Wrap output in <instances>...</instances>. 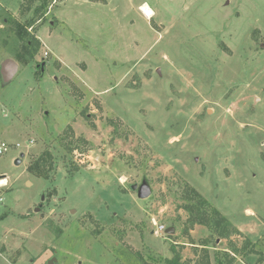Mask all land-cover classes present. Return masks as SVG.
Segmentation results:
<instances>
[{"label":"rangeland","instance_id":"obj_1","mask_svg":"<svg viewBox=\"0 0 264 264\" xmlns=\"http://www.w3.org/2000/svg\"><path fill=\"white\" fill-rule=\"evenodd\" d=\"M28 2L0 0V264H264V0Z\"/></svg>","mask_w":264,"mask_h":264},{"label":"trees","instance_id":"obj_2","mask_svg":"<svg viewBox=\"0 0 264 264\" xmlns=\"http://www.w3.org/2000/svg\"><path fill=\"white\" fill-rule=\"evenodd\" d=\"M28 1H29L28 7H27L26 11L25 10L23 11L22 14H27L30 11V9L32 8L33 4L35 3L34 2L35 0H28ZM46 5H47V3L43 2V4L39 7H37L35 10V14L41 15L40 18H42V15L43 16L46 15V13L42 14L43 10L46 8ZM17 34L21 38H23V34L20 30L17 31ZM24 34L30 38V34H28V33H24ZM34 45L40 46L41 42L38 39L31 37V39H29L27 41V45L24 46L25 53L29 57L30 60H33L35 55H36L37 50L31 49V47H34ZM48 165H50V164H48ZM46 168H47V164L44 163V159L43 160L40 159L36 162L35 165H33V167H30L29 170L32 174L37 173L39 176L40 175L43 176L46 173V171H45ZM192 193H194V191H192ZM196 195H197V193H196ZM200 202H201L200 206L193 205L192 207H187L188 212H190V214H191V225H194V224H201L202 225V224H204L207 226H211V222L214 221V224H213L214 228L216 230H219L223 236H228L231 233V231L232 232L235 231V230L233 231V230H231V228H229V225L227 223V219L225 217H223L215 209H213V211L211 213H209V218H208V213L206 210H204V205L206 206L207 203L205 200H200ZM167 262H168V264H181L179 256H176L174 259L169 260ZM202 263L203 264H210L208 256L204 257V260Z\"/></svg>","mask_w":264,"mask_h":264},{"label":"water","instance_id":"obj_3","mask_svg":"<svg viewBox=\"0 0 264 264\" xmlns=\"http://www.w3.org/2000/svg\"><path fill=\"white\" fill-rule=\"evenodd\" d=\"M4 73L7 79L12 80L16 77L19 72L18 64L13 60H8L3 66ZM25 155L22 153L20 158L15 162L16 165H20L23 162ZM133 190L138 192V197L141 199L148 198L152 191L148 183L144 182L140 187L138 185L133 186ZM167 233H174V229H169ZM54 264V263H50Z\"/></svg>","mask_w":264,"mask_h":264},{"label":"bare ground","instance_id":"obj_4","mask_svg":"<svg viewBox=\"0 0 264 264\" xmlns=\"http://www.w3.org/2000/svg\"><path fill=\"white\" fill-rule=\"evenodd\" d=\"M141 11H142V13L145 15V17L147 18V19H152L153 18V16L155 15L154 14V11L147 5V4H144L143 6H142V8H141ZM0 181H2V186L3 187H6L7 186V184H6V179H3V180H0ZM247 215L249 216V215H253V212L251 211V210H248L247 211Z\"/></svg>","mask_w":264,"mask_h":264},{"label":"built area","instance_id":"obj_5","mask_svg":"<svg viewBox=\"0 0 264 264\" xmlns=\"http://www.w3.org/2000/svg\"><path fill=\"white\" fill-rule=\"evenodd\" d=\"M16 146H17V148H21L22 147L20 144H17ZM8 150H9V145L7 143H2L0 145V155H3ZM1 184H2V181H0V189L6 188V187H3ZM3 202H4V198L0 194V204H2Z\"/></svg>","mask_w":264,"mask_h":264},{"label":"crops","instance_id":"obj_6","mask_svg":"<svg viewBox=\"0 0 264 264\" xmlns=\"http://www.w3.org/2000/svg\"><path fill=\"white\" fill-rule=\"evenodd\" d=\"M143 4H147V3H143ZM143 4H142V5H143ZM0 5H2V4H0ZM142 5H140L139 7H141ZM147 5L149 6V4H147ZM4 7H5V6H4ZM149 7H150V6H149ZM6 8H7V7H6ZM150 8H151V7H150ZM151 9H152V8H151ZM9 10H10V9L7 8V11H9ZM152 10L154 11V9H152ZM10 12H12V11L10 10ZM12 13H13L14 15H16V13H14V12H12ZM154 14H155V11H154ZM14 15H13V16H14ZM5 21H6V24H7V20H6V19H5ZM6 24H5V25H6ZM0 28H3V29H4L5 26L1 25ZM41 43H42V40H41ZM41 45L43 46V43H42ZM46 48H47V47H46ZM18 66H19V65H18ZM17 75H18V74H17ZM17 75H16V76H17ZM20 145H21V144H20ZM21 146H22V145H21ZM7 186H8V185H7ZM251 211H252V210H251ZM252 212H253V211H252Z\"/></svg>","mask_w":264,"mask_h":264}]
</instances>
